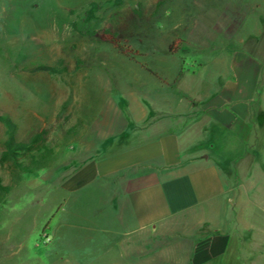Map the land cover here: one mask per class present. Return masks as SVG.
<instances>
[{"label": "rangeland", "instance_id": "374dc122", "mask_svg": "<svg viewBox=\"0 0 264 264\" xmlns=\"http://www.w3.org/2000/svg\"><path fill=\"white\" fill-rule=\"evenodd\" d=\"M106 1L0 0V152L3 118L16 125L18 141L44 130L53 150L47 165L32 172L0 167L10 186L0 200V264H117L109 245L86 227L99 226L93 217L103 206L90 211L100 202L99 184L75 191L73 172L99 156L106 139L146 125L137 118L149 106L179 92H210L234 57L264 56V0ZM93 3L100 9L87 23ZM103 28L136 53L126 56L85 36ZM260 158L243 174L247 190L254 181L264 192L258 171H264V144ZM221 167L228 186L231 172ZM241 221L248 229L232 225L236 240L252 264H264V212L255 209L248 223Z\"/></svg>", "mask_w": 264, "mask_h": 264}, {"label": "crops", "instance_id": "0c3cea01", "mask_svg": "<svg viewBox=\"0 0 264 264\" xmlns=\"http://www.w3.org/2000/svg\"><path fill=\"white\" fill-rule=\"evenodd\" d=\"M235 58L219 86L149 106L137 118L146 125L106 139L73 172L75 191L99 184V226L86 227L117 264H252L231 226L264 212L261 186L243 178L264 144V56Z\"/></svg>", "mask_w": 264, "mask_h": 264}, {"label": "trees", "instance_id": "16d2710c", "mask_svg": "<svg viewBox=\"0 0 264 264\" xmlns=\"http://www.w3.org/2000/svg\"><path fill=\"white\" fill-rule=\"evenodd\" d=\"M120 3L121 0H111L104 2V4L107 5H118ZM99 9L100 7L98 4H91V8L87 11L85 22L88 23L94 19V13ZM85 36L99 43L109 44L114 49L126 56H131L132 54L136 53L131 48L126 46L121 38L110 28H103L101 30H87L85 31ZM175 45L176 42H173L171 45H169V52L175 51ZM40 69L57 73L60 72V70L49 67H40ZM144 69L156 76V73L152 72L148 68L144 67ZM178 76H181V73H179ZM162 82L165 83L164 81ZM1 121L5 126V138L2 142V149L0 152V167L20 173L32 172L36 169L45 167L53 156V150L45 140V131H37L29 136L27 140L18 141L16 140V125L7 118H3ZM9 191L10 186L5 185L0 178V200H2Z\"/></svg>", "mask_w": 264, "mask_h": 264}]
</instances>
